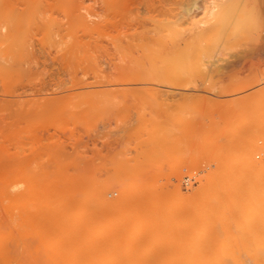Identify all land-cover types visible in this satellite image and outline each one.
Wrapping results in <instances>:
<instances>
[{"label": "bare ground", "instance_id": "obj_1", "mask_svg": "<svg viewBox=\"0 0 264 264\" xmlns=\"http://www.w3.org/2000/svg\"><path fill=\"white\" fill-rule=\"evenodd\" d=\"M262 53L264 0H0V264H264Z\"/></svg>", "mask_w": 264, "mask_h": 264}, {"label": "rangeland", "instance_id": "obj_2", "mask_svg": "<svg viewBox=\"0 0 264 264\" xmlns=\"http://www.w3.org/2000/svg\"><path fill=\"white\" fill-rule=\"evenodd\" d=\"M260 56H264V53H262V55L261 54H257V55H255L254 56V58H256V59H260V58H262V59H264V57H260ZM255 60V59H254ZM242 75V76H241ZM241 76V77H240ZM252 78L251 77V75H247V73H241V74H239L236 78L239 80V82H240V80H242V83H240V84H245V83H247V81H251L252 79H248V78ZM237 79H234V81H233V79L231 80V81H233V82H230L229 80V82H230V84H229V86L231 87V86H233V85H235V84H237L238 83V81H237V83H236V80ZM245 82V83H244ZM237 85H239V84H237ZM250 102V103H249ZM247 101V102H245L246 103V105H252V107H254L255 105H257V103L256 102H254V101ZM213 103V104H212ZM216 99L214 100V99H211V100H209L208 102H206L205 103V105L204 104H200V106H202V108L203 109H206L205 107H207V108H210V107H213V106H215L216 105ZM245 103L244 104H242L241 106H243V105H245ZM249 103V104H248ZM227 105V104H226ZM226 105H224V106H226ZM200 106H198V107H200ZM220 105H217V107L216 108H214V110H216V111H214V110H212L211 112H212V114H214L213 116H215V114H216V117H214V119H216V118H218L217 117V113H218V110H217V108H220V107H222V105L219 107ZM246 107V106H245ZM248 108H251V107H249V106H247ZM224 108V107H223ZM211 109V108H210ZM240 109V108H239ZM252 109V108H251ZM209 110V109H208ZM250 110V109H249ZM248 110V112H251V110L249 111ZM213 111H214V113H213ZM237 112H238V110H237ZM248 114V113H247ZM244 118V120H247L248 118H247V115L245 116H242V117H240V118H238L240 121H241V119H243ZM238 120V121H239Z\"/></svg>", "mask_w": 264, "mask_h": 264}]
</instances>
